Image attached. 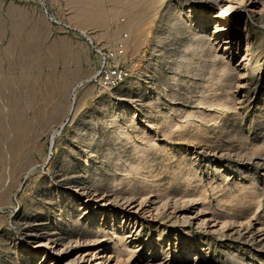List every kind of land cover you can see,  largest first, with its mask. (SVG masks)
<instances>
[{"label": "rangeland", "instance_id": "rangeland-1", "mask_svg": "<svg viewBox=\"0 0 264 264\" xmlns=\"http://www.w3.org/2000/svg\"><path fill=\"white\" fill-rule=\"evenodd\" d=\"M254 1L233 0L234 8L221 21L228 27L214 39L217 57L199 52L192 70L181 71L167 62L191 38L185 28H171L176 8L195 5L209 19L220 9L217 2L165 0L156 11L140 5L136 9L146 12L143 19L152 18V25L145 20L150 40L140 54L125 60L124 52L114 51L123 42L108 38L115 26L110 25V11L124 3L0 0V183L9 182L15 163L38 160L32 175L24 172L18 178L13 203L0 206V235L17 239L22 262L28 264V243L17 218L20 209L30 214V202L20 201L21 194L31 187L37 195L44 177L52 179L69 160L64 155L75 154L72 147L83 144L77 154L99 156L94 166L108 168L104 193L127 196L118 204L99 202L100 210L92 205L85 212L81 206L79 215L92 231L106 227L102 244L108 249L130 252L121 264H132L131 252L141 257V264L149 258L167 264H264V7ZM120 15L124 21L126 15ZM213 24L214 19L208 22L209 32L215 30ZM156 32L165 37L159 60L152 50ZM133 62L138 68L131 74ZM114 69L124 76L113 86L106 77ZM145 70L153 89L133 92V99L147 103L164 99L163 75L182 79L179 108L170 112L173 122L167 124L162 116L146 119L136 107L131 115L139 127H131V117L119 113L117 122L109 123L106 115L113 104L129 100L119 88L144 79ZM132 88L130 83L126 87ZM89 118L95 126L84 121ZM80 128L83 136L100 140L93 153L86 148L88 141L81 142ZM110 151L121 158V166L108 163ZM50 159L56 166L48 170ZM72 167L79 169L74 175L78 180L89 182L83 163ZM109 262L118 264L115 257Z\"/></svg>", "mask_w": 264, "mask_h": 264}, {"label": "bare ground", "instance_id": "bare-ground-1", "mask_svg": "<svg viewBox=\"0 0 264 264\" xmlns=\"http://www.w3.org/2000/svg\"><path fill=\"white\" fill-rule=\"evenodd\" d=\"M111 1L116 3L119 2L120 4L124 3V5L122 9H120L119 7H115V10L113 8L110 11L111 15L109 22L111 26L112 24L115 26L108 33V38L111 41L119 40L123 42L124 53H122L124 59L127 60L131 56L140 54L142 46L146 44L149 39L147 37L149 36L150 31L148 27L145 26V20H149L147 22H150V24L152 23V18L143 19V16L146 14V12H143L141 10L137 11L136 8L142 4H146L150 7L149 9H151L152 11H156L158 6H160L165 0ZM212 1L217 2L220 9H218L213 15L210 14L211 16L209 19V14H207L204 10L201 11L195 5H190L189 10H184L180 6L176 8L174 23L171 25V28L174 30L185 28L186 31L190 32L191 34L190 41L184 44V49L182 52L174 53L175 57H173V55H169L167 57V62H172L176 69L181 71H191L193 65L196 62L195 55L199 52H205L212 57H217L215 45L216 41L214 42V39L219 37L217 33L220 29L222 30V28L224 29L225 27H228L221 21L222 18H224V13L231 11L234 8V4L233 0ZM243 1L244 0H242V2ZM250 1L252 2V0ZM254 2H257L264 7V0H255ZM213 7L214 5H212V8ZM122 12L124 13V15H126V19L124 21H120V18L118 17L121 16L120 14ZM213 19L214 23H216L215 25L213 24L215 26V30L213 29V32H209L208 22L213 21ZM123 31L128 32L127 36H123ZM164 39L165 37L163 34H160V32H156V45L152 50L156 55L157 60L163 58L161 49L158 47L164 43ZM137 68L138 64L136 62H133L132 65L129 66V71H131V74H134ZM148 72V70H145V76L143 77L144 79L127 81V83L125 84V88H119V92H124L122 94L127 95L125 99L128 98L129 100L116 102L115 104H113V110H108V115H106L108 117L107 121L109 123L115 124L117 122L116 119L119 113L126 118L129 116L131 117V127H139L137 118H134L131 115V112L133 110L137 111L136 107H140V110L143 112V115L144 117H146V119L162 116L163 118H165V122L167 124H171L173 122V118L170 112L175 111L179 108V105L176 101H179V99H181L182 97V93L179 91V89L182 88V79L180 77H177L175 74L163 75L161 78H159L160 85L162 86L161 91L164 94V99L162 100V102L158 101L147 103L144 102L143 99H133V92L143 94L147 91H150V89H153L152 87H150V80L152 76ZM139 77L141 78V76ZM129 79H132V77ZM129 83L133 86L131 90L126 89ZM189 88L191 89L192 87ZM105 89H107V87H105ZM131 102L135 103V105H133V103ZM200 102L208 103L203 99ZM162 103L166 107H163ZM216 103L220 104V102L217 101ZM72 109L73 108L70 106L69 111H71ZM77 111L78 109H74V111L72 112L73 117L77 115ZM84 121L90 127L95 126L96 124L93 118H89L88 120L84 119ZM84 128L79 129V138L82 139L81 142L88 141L86 144V148L89 150V153H93L100 140L94 138L88 139L87 135L83 136V133L81 132L84 131ZM124 133L125 131H121L120 135ZM81 145L83 144H80L79 147H77L76 145V147H72V150L75 154L79 152ZM75 154H73V156L70 152H68L64 155L66 157H69V160H67L68 158L65 159L64 163L61 164L58 169H56L57 171L55 170L53 172L55 173V175L52 179L44 177L41 185L39 187L37 186V190L39 191L37 195L32 194L33 188L31 187H28V193L26 191H23V193L21 194L20 201L25 204L30 202L28 207H26V211L28 212V214H30L25 215V210L20 209L21 211L19 210L18 212L20 214V217L17 218V224L22 228V237L28 243L26 249H24V252L27 255L28 264H109L111 257H115L118 264H121L123 263L122 261L125 259V256L128 255L129 251L127 252L123 249L113 251L111 249H108L106 244H102V242L105 240L103 239V237H105L107 233L106 227L102 226V230L92 231L93 226L83 220L81 216L79 217V215H81L82 213V211L80 210L81 206H83L85 212L92 205L96 207V210H100V208L97 206L106 204L107 202L111 201V199L112 201L118 200L116 202V204H118L120 198H127V196L122 194L123 196L118 198L120 195L105 194L106 189L104 188H106L105 184L108 181V176L104 174V171L108 168L94 166L95 163H97V161L95 160L96 158H100L99 156L89 157L88 155H84L82 152L77 155ZM111 154L112 153L110 151L106 155L108 163H114L115 166H121L123 164L121 158L113 157ZM37 161V159L32 158L30 160H26L25 162L17 161V164L15 163V165H12L8 176L10 178L9 182L7 184L0 183V206L11 205L13 203V194H15L17 191L15 188L16 183L18 182V178L22 173L24 174V172L25 174L27 173L30 175L35 170L34 166ZM53 161L54 160L50 159L48 170L56 166L55 162ZM101 162L103 163V161ZM81 163L84 164V167L87 169L86 172H88L89 177H91V179L87 183L81 182L76 178V176H74L77 172L79 173V169L77 170V168H73L72 166ZM44 199L48 200L47 203L43 202ZM129 199L130 198H128L127 201H129ZM99 202H101V204ZM111 202L109 203V205L112 204ZM57 210V214H52V212H56ZM110 210L113 211L115 209L111 208ZM2 223L3 217L1 214L0 225H2ZM203 223L205 224V222ZM115 234L118 236L119 232L115 231ZM200 239L203 240V237H200ZM124 241L125 239L122 242ZM122 242L121 245L123 246ZM96 244L98 246H95ZM18 245L19 243L16 238H13L11 236L5 237V234L0 235V264H25L18 257V255L20 254L18 253L19 250L16 248ZM92 245L95 247L90 248V246ZM117 247L118 246H116V249ZM185 249H187V247ZM32 250L36 251L37 256H40V258H38V260L36 261H34V258L32 257L33 254H35ZM95 256H97L96 260L93 259ZM130 259H132V264L143 263L141 257L139 255H136L134 252H131ZM144 264L167 263L159 259L149 258ZM194 264L198 263L195 262Z\"/></svg>", "mask_w": 264, "mask_h": 264}, {"label": "built area", "instance_id": "built-area-1", "mask_svg": "<svg viewBox=\"0 0 264 264\" xmlns=\"http://www.w3.org/2000/svg\"><path fill=\"white\" fill-rule=\"evenodd\" d=\"M114 51H115V54H118L119 55V53H122L123 52V45L122 44L118 45L115 48ZM123 76H124V72L122 70H120V69H114L110 73V75L108 77H106V79H107V82L106 83L107 84L110 83V84H112L114 86V85L118 84L122 80Z\"/></svg>", "mask_w": 264, "mask_h": 264}]
</instances>
